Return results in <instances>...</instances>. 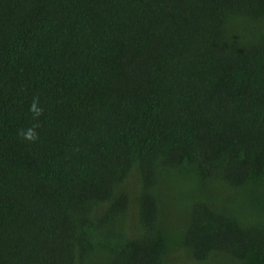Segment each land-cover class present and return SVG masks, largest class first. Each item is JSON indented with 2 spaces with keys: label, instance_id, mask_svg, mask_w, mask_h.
Returning <instances> with one entry per match:
<instances>
[{
  "label": "trees",
  "instance_id": "obj_1",
  "mask_svg": "<svg viewBox=\"0 0 264 264\" xmlns=\"http://www.w3.org/2000/svg\"><path fill=\"white\" fill-rule=\"evenodd\" d=\"M0 264H264V0H0Z\"/></svg>",
  "mask_w": 264,
  "mask_h": 264
},
{
  "label": "clouds",
  "instance_id": "obj_2",
  "mask_svg": "<svg viewBox=\"0 0 264 264\" xmlns=\"http://www.w3.org/2000/svg\"><path fill=\"white\" fill-rule=\"evenodd\" d=\"M29 111L33 114L34 120H38V118L43 114V108L39 106V97H33ZM38 127L39 124L34 123L31 127L27 129L19 130L18 135L28 142H35L39 139L38 133L36 131Z\"/></svg>",
  "mask_w": 264,
  "mask_h": 264
}]
</instances>
